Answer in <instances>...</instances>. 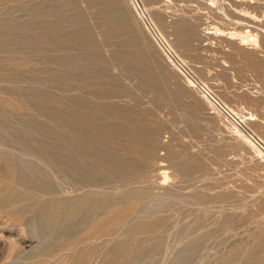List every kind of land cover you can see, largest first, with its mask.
<instances>
[{"label": "rangeland", "instance_id": "rangeland-1", "mask_svg": "<svg viewBox=\"0 0 264 264\" xmlns=\"http://www.w3.org/2000/svg\"><path fill=\"white\" fill-rule=\"evenodd\" d=\"M263 148L264 0H0V264H264Z\"/></svg>", "mask_w": 264, "mask_h": 264}, {"label": "built area", "instance_id": "built-area-1", "mask_svg": "<svg viewBox=\"0 0 264 264\" xmlns=\"http://www.w3.org/2000/svg\"><path fill=\"white\" fill-rule=\"evenodd\" d=\"M204 93H205V94H206V95L212 100V102L214 103V105H216L217 107H219V108L222 110V112H223L226 116L232 118V116H231L229 110H228L224 105H222V104L217 100V98H215L212 94H210L209 92H207V91H205V90H204ZM263 149H264V148H263Z\"/></svg>", "mask_w": 264, "mask_h": 264}, {"label": "bare ground", "instance_id": "bare-ground-1", "mask_svg": "<svg viewBox=\"0 0 264 264\" xmlns=\"http://www.w3.org/2000/svg\"><path fill=\"white\" fill-rule=\"evenodd\" d=\"M230 33H231V32H230ZM235 33H237V32H234V34H235ZM231 34H232V33H231ZM238 34H241V35H242V33H240V32H238ZM250 36H252L251 33H247V34L245 33L243 37H244L245 41H247V40H250ZM256 36H257V35H256ZM254 37H255V36H253V37L251 38L250 41H254L253 43H255V44L257 45L258 42H256V40L254 39ZM241 38H242V36H241ZM242 39H243V38H242ZM244 39H243V40H244ZM248 42H249V41H248ZM203 92H204V91H203ZM111 119H112V118H111ZM83 130H84V129H83Z\"/></svg>", "mask_w": 264, "mask_h": 264}]
</instances>
